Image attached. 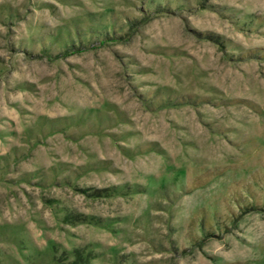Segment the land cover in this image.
Listing matches in <instances>:
<instances>
[{
	"label": "rangeland",
	"instance_id": "1",
	"mask_svg": "<svg viewBox=\"0 0 264 264\" xmlns=\"http://www.w3.org/2000/svg\"><path fill=\"white\" fill-rule=\"evenodd\" d=\"M0 264H264V0H0Z\"/></svg>",
	"mask_w": 264,
	"mask_h": 264
}]
</instances>
